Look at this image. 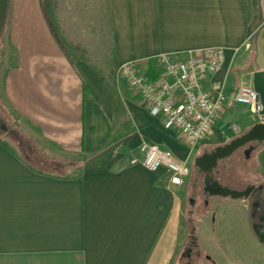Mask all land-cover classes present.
I'll return each instance as SVG.
<instances>
[{
    "label": "crops",
    "instance_id": "obj_1",
    "mask_svg": "<svg viewBox=\"0 0 264 264\" xmlns=\"http://www.w3.org/2000/svg\"><path fill=\"white\" fill-rule=\"evenodd\" d=\"M209 47L225 50L209 78L214 96L254 87L264 71V0H10L0 28L9 115L0 131V264H177L195 158L258 115L230 99L213 134L191 148L134 95L121 67L135 63L153 77L161 53ZM146 141L191 166L183 185L144 166ZM257 172L264 181V153ZM235 202L249 220V201ZM255 242L251 233L247 245ZM232 245L230 264H256Z\"/></svg>",
    "mask_w": 264,
    "mask_h": 264
},
{
    "label": "built area",
    "instance_id": "obj_2",
    "mask_svg": "<svg viewBox=\"0 0 264 264\" xmlns=\"http://www.w3.org/2000/svg\"><path fill=\"white\" fill-rule=\"evenodd\" d=\"M224 61L225 50L221 47L188 50L176 55L161 53L156 59L155 76L143 73L131 62L121 67V75L134 95L163 118L165 127L176 129L193 148L213 134L228 100L252 107L258 117L262 109L260 95L252 85H241L231 97L224 91L213 95L209 78ZM231 128L239 132L236 125ZM140 149L144 166L152 171L164 169L172 184H184L191 172L190 165L154 142H143Z\"/></svg>",
    "mask_w": 264,
    "mask_h": 264
},
{
    "label": "rangeland",
    "instance_id": "obj_3",
    "mask_svg": "<svg viewBox=\"0 0 264 264\" xmlns=\"http://www.w3.org/2000/svg\"><path fill=\"white\" fill-rule=\"evenodd\" d=\"M3 110L5 111V104L0 98V112L4 117H7L6 119H9V115ZM263 153L264 146L256 151V154H259L260 157ZM251 171L242 169V172L239 173L235 170L236 177L233 179L226 178L223 184L231 188H238L239 185L243 183L250 181L255 182L257 180L255 178L256 175H253ZM237 175L242 177L237 178ZM193 189L194 192H198V195H200L199 189L201 188L199 184ZM191 191L192 190L189 189V196ZM198 195L196 196L197 205L202 202V198ZM235 201L237 200L229 197L213 196L208 208L209 213L193 215H190V210H192L194 206L190 205L188 202L186 217L182 223L180 250L183 251L184 247H187L189 231L196 230L195 233L198 237L199 247L202 249V256L197 260L199 264H230V260L235 262V254H233L230 249L233 247L232 244H239L241 249L238 250V253H240V255H244V250L247 249L248 254L246 253V256L251 255L256 264H264V243L258 240L260 244L255 242L253 245H247L249 236L253 232L249 220L242 215L244 209L236 206ZM211 218L212 221H210ZM244 246L245 249L242 248ZM225 251L230 255L231 259H226L224 255ZM207 254L211 256L210 260L205 258ZM181 262L182 258L180 254L177 264H181ZM244 262V258H242L241 263L245 264Z\"/></svg>",
    "mask_w": 264,
    "mask_h": 264
},
{
    "label": "flooded vegetation",
    "instance_id": "obj_4",
    "mask_svg": "<svg viewBox=\"0 0 264 264\" xmlns=\"http://www.w3.org/2000/svg\"><path fill=\"white\" fill-rule=\"evenodd\" d=\"M215 145L207 147L204 151H212ZM254 150L250 157L247 158L244 148L237 150L233 155L228 158L222 159L218 162V166L214 169V179L219 180L222 184L226 181V178H235V170L239 173L242 172V169H246L247 171H251L254 174L258 173V167L260 165V155L256 154ZM205 173L199 172L194 169V178L191 180V193L188 199L190 205L194 206L192 210H190V215L193 214H206L209 213V205L210 200L213 196H220L211 194L215 192V189H212L213 181H210V186H207L205 183ZM241 176L237 175V178ZM200 185L199 192H194L193 188L196 185ZM249 185H255L256 189L253 190L251 195L246 199L250 204V213H249V222L252 230V234L258 239L257 234L254 229V225H256L257 230L264 231V220L261 219L264 216V198L260 199L259 195V187L262 186V193L264 195V181L256 180L255 182H246L239 185L238 189H245ZM200 196L202 198V202L197 205L196 196ZM255 202H260L259 209H254L253 204ZM196 206V207H195ZM196 230H190L188 233L187 247H184L181 252L182 262L181 264H199L197 260L202 256V249L199 247L198 237L196 235ZM206 258H209L208 255H205Z\"/></svg>",
    "mask_w": 264,
    "mask_h": 264
},
{
    "label": "water",
    "instance_id": "obj_5",
    "mask_svg": "<svg viewBox=\"0 0 264 264\" xmlns=\"http://www.w3.org/2000/svg\"><path fill=\"white\" fill-rule=\"evenodd\" d=\"M9 5L10 0H0V28L2 26L3 19L8 12ZM254 88L260 95V102L262 106L258 117V122H256L247 131L232 137L226 143L215 145L212 151H204L194 160V169L206 174V185L210 186L209 182L213 181L212 189H215L216 191L212 192L211 194L229 197L236 200L245 198L247 199L253 190L256 189L255 185H249L245 189L231 188L222 184L219 180L214 179L213 176L214 169L218 166V162L220 160L230 157L241 148H244L246 157L249 158L250 154L254 150L264 146V71H258L255 73ZM7 129V123L0 115V131ZM259 192V198L263 199L264 195L262 193V186L259 187ZM253 207L256 210L259 209L260 202H255ZM261 219L264 220V216ZM253 227L257 234L258 240L261 243H264V231L257 230L256 225Z\"/></svg>",
    "mask_w": 264,
    "mask_h": 264
},
{
    "label": "trees",
    "instance_id": "obj_6",
    "mask_svg": "<svg viewBox=\"0 0 264 264\" xmlns=\"http://www.w3.org/2000/svg\"><path fill=\"white\" fill-rule=\"evenodd\" d=\"M9 8H10V5H9ZM9 8H8V10H9ZM2 25H3V23H2ZM0 115H1V112H0ZM2 116V115H1ZM2 118H3V120L6 122V123H9L5 118H4V116H2Z\"/></svg>",
    "mask_w": 264,
    "mask_h": 264
}]
</instances>
